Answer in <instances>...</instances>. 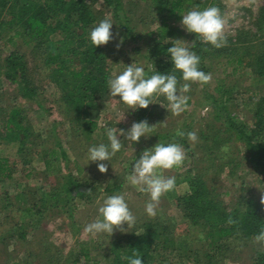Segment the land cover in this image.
I'll return each instance as SVG.
<instances>
[{"label":"rangeland","instance_id":"374dc122","mask_svg":"<svg viewBox=\"0 0 264 264\" xmlns=\"http://www.w3.org/2000/svg\"><path fill=\"white\" fill-rule=\"evenodd\" d=\"M87 1L97 12V23L106 17L113 22V39L107 45H101L111 62L112 74L122 73L133 63L143 67L147 77L155 74L156 64L149 50L152 41H148V32L155 33L160 23L156 19L157 11L151 1L125 0L124 4L123 10L129 15V29L132 33L144 35L143 38L133 37L130 31L124 30V25L115 19L110 8L103 6L102 0ZM221 4L225 35L230 38L237 37L241 30L255 29L254 23L264 0H221ZM120 15L123 16L122 12ZM172 20L180 28L177 40H181L179 43L189 48L194 34L181 27L182 18ZM10 35V31L0 29V62L12 50H19L27 56L44 107H39L35 100L22 97L18 84L6 80L2 82L0 129L4 125V114L13 105H18L23 110L25 123L30 126L31 136L22 144L0 133V155L8 157L16 165L13 178L0 179V233L8 225L20 222L19 207L40 201L43 192L52 191L59 185L58 177H62L63 186L67 173L76 174V159L84 166V185L92 191L89 199L77 200L75 225L64 214L65 208L53 209L39 216L38 222L26 226L25 237L18 236L20 230L0 237V264H114V256L124 251L125 245L121 237L132 232L135 225L126 233L114 230L112 236L107 233L93 235L87 233L85 228L97 219H102L98 210L107 197L122 193H126V202L136 221L150 217L145 210L149 195L140 191L139 186L131 185L127 177L132 173L136 159L157 143L182 145L186 160L180 168L164 170L165 176L175 177L176 186L161 198L155 217L172 216L179 230L186 227L185 218L177 208L175 199L190 191L185 179L190 172H197L201 168H204L202 173L208 186L215 190L226 206H235L240 195L244 193L254 195L261 201V196L264 195V173L251 169L243 143L232 141L221 144L219 150L208 149L209 146H214L212 137L216 129L226 124L223 119L218 118L215 106L210 104L209 95H216L219 84L224 88L232 87V100L227 103V111L236 116L238 121L245 123L247 128H253L257 121L256 101L264 90V79L250 70H240L234 74L233 64L226 65L223 61L209 59L207 64L210 66L208 73H211V82L191 85L190 92L186 93L191 100L187 110L174 116L165 108L168 104L166 99L159 97L156 104L148 107V123L150 126L156 125L151 136L141 137L139 143H131L120 136L124 147L111 162L104 161L108 165V171L101 173L97 162L88 160V149L93 145L109 143L105 134L106 127L127 132L134 122H139L136 120L135 110L129 109L119 97L110 96L109 90L105 98L98 101L100 109L92 116V121L81 119L63 100L64 92L48 79L42 59L33 53L32 46L23 44L19 38L11 39ZM60 38L57 33L51 36L46 44L48 51L57 47L52 44L57 43ZM222 78L225 81L220 82L219 79ZM89 122H92L90 129ZM181 132L185 135L195 132L198 141L190 142L187 135H179ZM59 145L69 152L70 159L68 157L62 160L60 155L55 159L52 157L51 161L44 158L41 150L57 148ZM230 157H238L241 161L239 167L232 169L234 174L227 163ZM109 183L120 185V190L115 193L105 191ZM124 227L127 228V224ZM243 237H230L224 250H213L215 258L212 264H252L257 252L264 248V242L256 243L254 238ZM84 250H88L90 256L87 263L83 262Z\"/></svg>","mask_w":264,"mask_h":264},{"label":"trees","instance_id":"16d2710c","mask_svg":"<svg viewBox=\"0 0 264 264\" xmlns=\"http://www.w3.org/2000/svg\"><path fill=\"white\" fill-rule=\"evenodd\" d=\"M150 1L156 8V19L160 23L155 33L148 32V41H152L149 50L156 64L155 74H175L184 83L182 73L174 68L167 51L174 46L172 40H177L180 33V28L172 19L182 18L183 14L193 8L203 10L215 6L222 13L221 0ZM101 3L112 10L115 19L124 25V30L132 33L128 25L129 15L123 10L125 0H102ZM97 22V12L87 0H0V29L10 31L11 39L19 38L23 44L32 46L33 53L42 59L48 79L64 92L63 100L75 110L78 117L89 121L99 111L98 101L107 95V80L112 76L111 62L105 55L104 47L96 48L90 39L91 30L98 25ZM254 27V30H241L237 37H227V46L221 48L204 43L193 33L189 49L199 56L200 70L207 74L210 68L207 62L209 59H216L226 65L233 64L234 74L240 70H250L264 79V5ZM55 33L61 38L52 44L57 47L48 51L46 44ZM132 36L144 37L135 33ZM4 80L18 84L22 97L35 100L39 107H44L30 62L21 51L12 50L0 62V88ZM219 80L225 81L223 78ZM232 90V87L224 88L219 84L216 95H209L210 104L215 106L218 118L223 119L226 124L216 129L212 137L214 146H209L208 149L219 150L223 143L241 142L245 145L251 169L264 173V90L256 101L257 121L253 128H247L245 123L238 121L236 116L227 111V103L232 100ZM190 101L189 98L188 104ZM147 112L148 108L135 110L136 120L148 121ZM24 120L21 107L13 105L4 114V125L0 133L23 144L31 136L30 126ZM91 124L89 122V129ZM41 152L50 161L58 155L62 160L68 157L70 159L69 152L61 145ZM227 163L230 164L231 171L241 165L238 157H230ZM15 168L16 165L8 157L0 155L1 180L13 178ZM74 168L77 173H67L63 186L62 177H58L59 185L52 191L43 192L40 201L19 207L20 222L8 225L0 233V237L9 236L18 230V236L25 237V227L38 222L39 216L53 209L65 208L64 214L75 225L76 202L78 199H89L92 189L84 185V166L77 159L74 160ZM198 170L190 172L185 179L190 191L175 199L177 208L185 218L186 227L179 230L174 218L166 215V218L146 216L137 220L132 232L121 237L125 245L124 251L114 256V264H129L128 258L133 257L134 253L139 254L143 264H212L215 258L213 250H224L230 237L255 238L259 234L264 227V205L261 201L254 195L244 193L235 206L228 207L215 190L208 186L202 173L204 168ZM120 188L118 184L109 183L104 190L115 193ZM229 217L239 223L228 224ZM82 256L83 262L87 263L90 257L88 250H84ZM252 264H264V248L257 252Z\"/></svg>","mask_w":264,"mask_h":264},{"label":"clouds","instance_id":"9594fccd","mask_svg":"<svg viewBox=\"0 0 264 264\" xmlns=\"http://www.w3.org/2000/svg\"><path fill=\"white\" fill-rule=\"evenodd\" d=\"M113 22L109 18L102 19L90 33V39L95 47L107 45L113 39ZM181 27L189 33H195L204 43H210L215 48L227 46L228 40L225 35V22L220 10L215 6H210L203 10L193 8L182 15ZM181 40H172L173 47L167 49L170 53L174 68L182 73L181 83L175 74H152L146 76L145 69L136 66L135 63L128 65L120 74L113 73L108 78L110 96L119 97L120 101L128 106L129 109H147L150 104H156L157 99L163 96L168 102L165 107L174 116H179L188 107L189 97L186 93L190 92L192 84L205 85L211 82V73L200 70V58L187 46L181 45ZM166 122V121H165ZM164 123V122H161ZM156 125H149L147 120L134 122L130 129L125 132L122 129L106 127L105 134L108 144L100 143L88 149V160L97 162L98 170L107 173L108 165L104 161L111 162L116 153L124 147L123 136L126 141L139 143L141 137L148 138ZM184 136V133H179ZM187 138L190 142H197L198 136L195 132H188ZM186 160V152L182 145L177 143H157L151 149H146L139 159H136L132 173L127 177L133 186H139V190L147 193L150 197L146 204V213L150 217L157 215L156 209L161 198L168 192L174 190L176 186L175 177H167L163 174L164 170H171L183 166ZM115 170V169H114ZM261 203L264 204V195L261 196ZM102 219L88 224L85 228L87 233L96 235L107 233L113 235L114 230L128 232L136 223V217L131 212L126 202V193L112 195L103 201L99 208ZM228 224H238V220L229 217ZM127 224V228L124 225ZM136 235H140L136 233ZM256 243L264 242V227L254 238ZM135 257V258H133ZM129 257V264H143L142 258L138 253Z\"/></svg>","mask_w":264,"mask_h":264}]
</instances>
